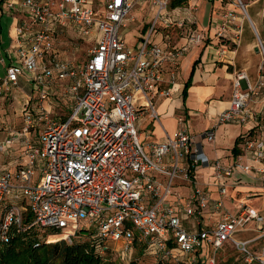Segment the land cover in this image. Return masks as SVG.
Segmentation results:
<instances>
[{
	"label": "built area",
	"instance_id": "obj_1",
	"mask_svg": "<svg viewBox=\"0 0 264 264\" xmlns=\"http://www.w3.org/2000/svg\"><path fill=\"white\" fill-rule=\"evenodd\" d=\"M137 1H3L18 15L0 94L19 87L25 77L37 92V109L36 116L26 110V126L17 133L24 146L22 161L14 171L0 168V245L11 240L15 228L50 230L68 243L86 228L93 231L92 240L103 258L116 254L110 242L119 243L118 254L129 263L135 258L131 250L140 245L144 256H154L164 264L187 263L189 256L208 246L209 263L216 264L218 252L229 245L244 264H264V214L246 200L237 202L235 211L224 202L244 175H252L264 186V104L258 108L252 103L260 98L264 101V75L251 84L244 72L238 73L230 106L205 131L192 134L187 116L180 114L172 134L167 133L161 142L143 144L136 120L143 111L160 120L153 95H171L161 83L168 65L171 79L175 77L187 51V45H174L170 30L174 25L191 28L197 6H179L171 16L167 13L171 0H150L157 11L155 18L133 46L126 41L125 30ZM238 9L248 15L242 0L233 1L216 33L226 44L224 49L241 42L244 22ZM160 21L166 30L164 43L152 39ZM61 32L93 37L81 69L71 66L55 48ZM184 34L190 43L204 39L194 30ZM258 40L262 70L264 42ZM67 79H74L75 104L65 116L50 117L46 104L54 87ZM242 80H247L246 87ZM138 96L143 104L137 103ZM250 123L255 127L240 137L239 152L230 163L211 160L203 150V140L214 142L220 125ZM41 125L38 140L32 142L31 129ZM15 141L12 134L0 143V150ZM199 168L213 169V183L220 194L213 203L210 190L197 179ZM36 172L40 175L37 182ZM176 180L188 183L191 191L184 201L171 203ZM254 196L263 194L248 199ZM27 215L31 221L25 225ZM208 215L218 218L207 221ZM199 217L205 219L202 226L196 224ZM184 220L192 225L186 226ZM252 223L258 235L238 238V232L253 230ZM260 240V246L251 247Z\"/></svg>",
	"mask_w": 264,
	"mask_h": 264
},
{
	"label": "crops",
	"instance_id": "obj_2",
	"mask_svg": "<svg viewBox=\"0 0 264 264\" xmlns=\"http://www.w3.org/2000/svg\"><path fill=\"white\" fill-rule=\"evenodd\" d=\"M193 1L194 0H190L188 4L190 5L196 4ZM210 1H212L211 18H210L209 26L206 31H200L198 29L199 21L197 15L195 18L196 23L191 28L189 25H185L184 28L182 29L179 27H175L174 29L170 30V34L174 45L177 46L187 45L186 53L198 47H202V49L200 50L199 53L195 54L196 55L195 58L194 56H192V58L190 59L189 68L186 77L183 81H181L180 75L182 72V60L184 56L179 60L176 75L173 79H171V75H170V70L172 67L168 65L167 71L165 73V80L161 83V87L169 88L171 90V95L164 97L153 95V101L159 113L160 120H156L155 118H152L148 112L143 111L140 113L135 123L138 131L139 132L141 131L140 140L143 144L161 142L165 139L167 133L172 134L177 128V116L180 114H185L187 116L189 129L192 134L205 131L214 124L216 116L224 109L230 106L231 96L234 90V81L236 80L238 73L244 72L247 75L248 81L251 84H255V82L262 74L261 67L259 66L260 71H257L255 73L252 72L251 75L250 69L248 68V66H245L244 64L245 58L243 59V61L241 60L237 61V53L239 52L238 46L234 45L236 46V48L232 49L231 46L233 44L230 45L228 44L227 45L228 48L224 49L226 44H224L222 40L218 38L216 35L223 21L224 13L229 8L233 7V1L232 0H210ZM188 4L181 6H186ZM198 10L199 8H197V11ZM238 16H239V12H238ZM134 20H136V17L135 15L132 14V19L129 22H132ZM148 25L149 24L138 26V29L142 31L143 34L141 33V36H138V39L133 43V46H137L140 39L146 34V30H148L147 29ZM145 26H147L146 30H145ZM162 29H163L162 31L160 32L156 31L154 33V35L152 36V39L154 41L159 43H164L165 41L164 34L166 33V30H164L163 27ZM186 30H194L195 33H201L204 35V39L199 43H190L188 42V38L184 34V31ZM240 45L241 42L239 43V46ZM256 46H254V50ZM246 53H247L246 47L241 48V56L246 55ZM190 78H191V84L187 91V96L186 98H184L183 90L185 84L190 80ZM21 79H25L30 82V80H28L25 77H22ZM247 83H248L247 80H242V87H246ZM31 86H32L31 91L35 93L34 97L37 99V92L34 90L32 83ZM17 88L18 87L13 89V93L14 92L16 93L15 97L22 95L28 96V99L26 100L25 106L23 108V111H26L29 107V103H30L29 100L31 96L28 95V92L18 91ZM260 97H263L262 94L260 95ZM143 102L144 99L141 96H138L137 103L143 104ZM263 102H264L263 98H260L253 105L254 107L261 108L264 104ZM254 127H255V123H250L248 125H240V124L220 125L217 129L216 140L214 142L210 143L203 140V145H202L203 150L211 160L219 159L223 163L228 164L233 160L234 156L239 152L238 138L240 140V137L242 135L253 130ZM0 131L1 132L6 131L16 136V141L12 145L8 146V149L5 148L4 151L0 150V153L2 155L5 154L7 157L6 160L0 158V168L14 171L16 170V168L23 159L24 146L22 144V138L20 136H17L18 132L14 130H8L7 128L4 130V125L0 126ZM39 134H40V130H39ZM39 134H38V138H39ZM235 146L237 148L236 151H234ZM212 175H213L212 168H208V169L199 168L197 171V179L203 187L208 188L210 190L211 201L213 203L220 198V194L217 187L213 183ZM39 177H40L39 173L36 172L34 176V181L37 182L39 180ZM162 179L164 178L162 177ZM247 179L253 180L255 182L257 181L252 175L242 176V179L240 181L241 185L238 186L237 188L231 189L229 196L224 197V202L227 209L231 211H235L236 210L235 204L237 202H239L240 200L248 199L249 196H253L256 193L263 194L264 196L263 192L258 191L260 189V185L257 184L260 181H258L255 184H249ZM248 184L249 186H251L252 191L247 192V194L242 197L244 193L243 188L246 187ZM190 191H191V186L188 183L182 182L180 180H176L173 184L172 194L170 196V202L174 203L179 199L184 201L187 198V196H189ZM256 197L258 196H254L248 199V202L250 203L251 202L250 200ZM217 218H218L217 216L208 215V217L205 219L207 221L213 222ZM204 220L201 217H199L196 221V224L199 223L200 226H202ZM183 223L188 227L192 225V223L187 220H184ZM209 249L210 247L206 246L203 250L197 251V253L194 254L195 259L198 258L196 261L200 262V259L204 261L203 259L205 257L209 259L210 256Z\"/></svg>",
	"mask_w": 264,
	"mask_h": 264
},
{
	"label": "rangeland",
	"instance_id": "obj_3",
	"mask_svg": "<svg viewBox=\"0 0 264 264\" xmlns=\"http://www.w3.org/2000/svg\"><path fill=\"white\" fill-rule=\"evenodd\" d=\"M235 3L237 0H232ZM243 3L247 7L248 15L243 13L240 9L237 11L239 12V16L242 18L244 22V34L241 37V45H237L239 52L237 53V61L245 58V66H248L250 69V74L252 72L255 73L259 70V66L262 65V54L261 52H256L254 50V46L258 45L259 40L258 36L264 42V0H259L258 2H254L255 0H242ZM198 11H196V15L198 17V29L200 31H206L211 18V8L212 4L210 0H194ZM177 7L168 6L167 13L171 16L174 15L173 9ZM156 8L152 6L150 0H138L135 3V6L132 10V14L135 15L136 20L129 22L127 29L125 30L126 40L128 44L133 45L135 41H137L138 36H141L142 31L138 29L139 25L149 24L148 30L151 27V23L155 18L156 15ZM18 13L16 11H10L6 4L2 2L0 4V78L6 76L7 73V65L10 62L8 51L11 50L14 38H15V26H16V17ZM252 21V22H251ZM176 26L174 25L173 29ZM161 21L157 25V32L162 31ZM145 32V31H144ZM143 34V33H142ZM93 37L89 38H79L73 33L69 32H61L58 34L55 40V48L60 53L61 57L65 60H68L75 69H81L88 59L89 51L93 45ZM249 41V42H247ZM230 42V41H228ZM247 49L246 55L241 56V48ZM232 49H235L236 46L232 45ZM202 47H198L193 49L192 51L186 53L182 60V72L180 75L181 81H183L186 77L188 68H189V61L195 54L199 53ZM258 54V55H257ZM4 60L5 62H2ZM262 74L264 75V69H262ZM74 85V79H67L65 81L59 82L53 90V94L50 98L49 104H46L48 108H51V113L49 114L50 117L58 119L59 117L65 116L70 106L75 104V92L71 91V86ZM31 82L21 79L19 83V87L17 88L18 91L21 92H28V95L32 97L28 110H31L33 115L36 116V104L37 100L34 97L35 93L31 91ZM16 93H13V90L9 94H0V126L4 125V130L7 128L8 130H14L16 132H22L24 127L26 126L25 123V113L27 111H23L25 106L26 100L28 96H16ZM253 104L255 102H252ZM2 120V121H1ZM36 127L31 129L30 137L32 142L38 140L39 130L42 128ZM3 129V128H1ZM141 132V131H140ZM139 132V133H140ZM9 134V135H8ZM12 133L8 132H1L0 131V143L5 142L7 137H11ZM23 147V146H22ZM8 149V146L5 147ZM2 154L0 153V156ZM0 158L4 160L7 159L6 155H2ZM249 184H255L258 181L248 180ZM260 189L259 192L264 193V186L263 184H259ZM249 184L243 188V196L247 194V192L252 191L251 186ZM248 201V199H244ZM251 205L254 206L257 210H260L264 214V196H258L252 200H250ZM250 227L253 230L249 231H241L237 233L238 238H245V237H254L258 235L257 230H255V224H250ZM43 232V231H42ZM41 232V233H42ZM45 232L42 233V235ZM60 233L54 234L52 237H57L59 240ZM88 237H91L87 234ZM80 237H84L82 234ZM75 240V239H74ZM50 242H54L51 241ZM262 240L258 241L251 247L260 246ZM110 246L115 249L116 254L109 257V260H116L120 264H128L129 262H124V260L119 256L118 250L120 249L119 243L110 242ZM132 254L137 253V250H131ZM186 258V256H184ZM194 258V259H193ZM198 259V258H197ZM194 255L189 256L187 259V263L182 264H211L209 263L208 258H204V262L200 263L197 262ZM123 260V261H122ZM135 260V259H132ZM157 258L154 256H142L140 260H137L136 264H156ZM216 264H244L243 257L240 256L233 247L226 245L222 251H219L216 256Z\"/></svg>",
	"mask_w": 264,
	"mask_h": 264
},
{
	"label": "trees",
	"instance_id": "obj_4",
	"mask_svg": "<svg viewBox=\"0 0 264 264\" xmlns=\"http://www.w3.org/2000/svg\"><path fill=\"white\" fill-rule=\"evenodd\" d=\"M4 0H0L2 4ZM190 0H171V6L177 7L188 4ZM147 26H145L146 30ZM144 30V31H145ZM191 84L190 80L185 84L183 95L187 96V91ZM239 143V138H238ZM236 146L234 151H236ZM31 221L29 215L26 216L24 223L27 225ZM42 230L34 227L27 230L13 229L11 240L0 245V264H120L116 260L103 258L96 250L92 240L93 231L82 229L72 243L60 239L56 242L47 241L48 235L56 234L53 231ZM84 237H80V235ZM87 234L91 237H88ZM144 246L137 248L135 260L129 264H136L143 255ZM204 260V259H203ZM200 262L203 263L200 259ZM156 264H164L158 261ZM167 264H174L169 262Z\"/></svg>",
	"mask_w": 264,
	"mask_h": 264
},
{
	"label": "water",
	"instance_id": "obj_5",
	"mask_svg": "<svg viewBox=\"0 0 264 264\" xmlns=\"http://www.w3.org/2000/svg\"><path fill=\"white\" fill-rule=\"evenodd\" d=\"M251 22H252V21H251ZM255 51H256V52H260V47H259V45L256 46Z\"/></svg>",
	"mask_w": 264,
	"mask_h": 264
},
{
	"label": "bare ground",
	"instance_id": "obj_6",
	"mask_svg": "<svg viewBox=\"0 0 264 264\" xmlns=\"http://www.w3.org/2000/svg\"><path fill=\"white\" fill-rule=\"evenodd\" d=\"M58 239H57V237H51V241H57Z\"/></svg>",
	"mask_w": 264,
	"mask_h": 264
}]
</instances>
